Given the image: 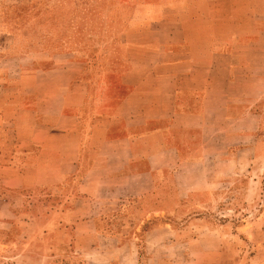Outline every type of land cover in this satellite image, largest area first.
Instances as JSON below:
<instances>
[{
    "label": "crops",
    "instance_id": "obj_1",
    "mask_svg": "<svg viewBox=\"0 0 264 264\" xmlns=\"http://www.w3.org/2000/svg\"><path fill=\"white\" fill-rule=\"evenodd\" d=\"M119 1L117 70L72 51L0 71V254L21 264L111 252L107 264H147L142 241L147 250L162 230L171 255L180 233L204 226L175 220L237 186L239 159L264 158V0ZM200 230L184 264L221 253V228Z\"/></svg>",
    "mask_w": 264,
    "mask_h": 264
},
{
    "label": "rangeland",
    "instance_id": "obj_2",
    "mask_svg": "<svg viewBox=\"0 0 264 264\" xmlns=\"http://www.w3.org/2000/svg\"><path fill=\"white\" fill-rule=\"evenodd\" d=\"M118 2L120 1L0 0V71L10 70L14 77L19 63H23V60H19L22 59L20 57L72 51L81 55L89 65L102 61L104 65L115 64L114 69L117 70L118 59L124 54L120 43V26L128 18L126 11L119 12ZM259 128V134L264 136V116ZM259 149L262 151L264 148L261 146ZM248 165L255 166L257 170L247 174L245 169ZM239 166L243 167V172L235 177L237 186L232 183L233 189L228 190L223 185L217 190L215 204L195 206L185 217L175 220L176 228L181 230L186 228L184 224L190 218H201L205 222L200 221L204 226H191L175 238L181 243L180 251H174L171 255L165 251L167 240L174 236H167L162 230L152 238V250L149 247L146 250L142 241L140 261L148 259L147 264H165L169 260L174 264H184L185 253L182 251L191 236L189 233L198 234L197 230L201 228L202 235L219 226L221 235H216L221 253L214 261L212 257L209 264H261L264 261V248L258 246L263 244L264 237L262 222L258 219L264 213V158L239 159ZM246 180H249L248 191L241 189ZM243 225L248 230L244 231ZM240 226L244 228L242 232L237 229ZM30 229H38L37 224H31ZM201 239L205 242V249L212 248V237L202 236ZM243 242L248 243L247 248L241 246ZM117 256L119 254L116 252L79 254L75 259L77 262L83 260L84 264H107L109 258ZM22 260V255L12 251L4 250L0 254V264H21ZM30 261L33 264L44 262L37 256Z\"/></svg>",
    "mask_w": 264,
    "mask_h": 264
}]
</instances>
